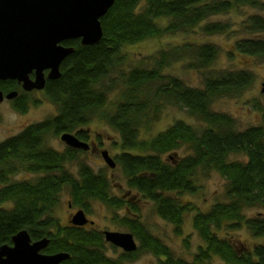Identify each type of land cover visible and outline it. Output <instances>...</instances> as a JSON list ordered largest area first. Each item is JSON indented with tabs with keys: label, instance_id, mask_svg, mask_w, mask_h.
Listing matches in <instances>:
<instances>
[{
	"label": "trees",
	"instance_id": "16d2710c",
	"mask_svg": "<svg viewBox=\"0 0 264 264\" xmlns=\"http://www.w3.org/2000/svg\"><path fill=\"white\" fill-rule=\"evenodd\" d=\"M244 6L264 11L263 0H114L101 19L103 37L99 43H63L73 47L74 53L62 62L61 77L45 85V95L57 106L58 114L0 143V206L12 204L10 209L0 207V247L11 245L12 238L26 230L34 241L49 238L46 254L68 253L70 259L62 264H125L143 253L156 257L159 264H207L213 257L227 264H264V245L245 247L241 252L229 236L247 229L253 237H264V219L245 214L249 209L264 210V109H258L261 123L244 130H239L229 115L212 109L219 99L240 97L253 85L254 75L245 70H221L205 75L200 87H191L165 72L179 62L187 70L201 74L207 71L219 54V49L208 43L161 49L149 58L147 67H123L126 46L197 28L208 36L225 34L228 24L207 21ZM244 26L248 33L261 36L237 42V51L264 60V17L250 16ZM116 90L119 100L109 110V95ZM15 104L17 110L27 111L25 100L18 99ZM166 108L185 109L200 126L177 120L164 131L143 139L142 130L158 122ZM95 118L119 135L121 153L114 160L128 188L136 191L142 201L152 202L157 215L170 223L177 235L182 233L185 214L195 210L173 194H194L198 182L212 172L226 181L225 200L192 217V227L205 244L192 262L176 257L150 234L133 202L111 195L104 173H95L83 163L77 176L65 170L64 165L75 161L83 151L68 147L65 154H58L42 148L44 135L49 132L54 136L75 133L84 140L86 134L80 130ZM184 146L190 154L176 157ZM233 154L245 155L247 161H231ZM20 170L42 172L43 177L36 183L7 185L8 177ZM64 189L70 204L85 213H89L93 201L117 210L127 204L124 215L116 218L134 236L137 251L123 253L114 260L104 253L101 232L75 226L60 228L52 213Z\"/></svg>",
	"mask_w": 264,
	"mask_h": 264
},
{
	"label": "rangeland",
	"instance_id": "374dc122",
	"mask_svg": "<svg viewBox=\"0 0 264 264\" xmlns=\"http://www.w3.org/2000/svg\"><path fill=\"white\" fill-rule=\"evenodd\" d=\"M254 15L264 17V11L244 6L236 11L211 18L207 21L208 23L220 22L222 24H228L229 30L225 34L208 36L203 34L200 28H197L195 31L189 33L167 35L142 41L136 45L126 46L123 52L126 54L127 60L124 61L125 64L123 67L127 70L133 66L147 67L150 64L149 58L161 49H169L178 45L191 43L213 44L219 49L218 57L214 64L207 71H203L202 74L198 70L185 69L184 63L182 62L173 64L165 72L179 77L191 87H200L204 76H208L211 72L221 70H245L251 72L255 79L253 85L248 90L240 97L232 99L223 98L215 101L212 109L216 113H224L233 118L239 130L257 126L261 123V114L258 112V109H264V93L261 92L262 85L264 84V60L242 55L236 49L237 42L245 39H257L261 36L259 33H248L244 26L247 18ZM119 95L118 90L109 95L107 109H113V106L119 100ZM25 103L27 104V111L24 113L17 110L15 108V102L11 100H4L0 104V143L19 135L29 126L42 123L58 114L57 106L43 93L29 94L26 97ZM161 116V119L153 124L149 130H142L143 139L151 138L157 133L164 131L177 120L184 121L196 127L200 126L199 122L191 117L185 109L166 108L163 110ZM80 131L86 134L85 141L90 142V144H98L101 150H107L113 159L121 153L118 133L104 121L95 118ZM61 135L54 136L52 132L46 133L41 143L42 148L58 154H65L68 146L61 141ZM189 154L190 152L185 146L175 153L176 157L181 158ZM168 157H171V155H168ZM230 160L246 162L247 157L242 154H233L230 156ZM82 163L88 165L95 173H104L110 183L111 195L121 197L125 201L133 202L139 210L138 218L144 227L151 235L166 245L176 257L192 262L198 250L205 246L203 240L192 227V217L196 212L207 211L217 201L221 202L225 200L226 181L218 173L212 172L209 177L200 180L198 182V190L194 194H173L181 203L192 204L195 210L185 214L182 233L181 235H177L173 226L157 215L155 205L152 202L142 201L140 196H137L136 191L128 188L119 166L115 169H110L104 163L99 153L89 151L78 153L76 160L72 163H66L64 167L70 174L77 176L78 167ZM42 177V172L32 173L26 170H20L8 177L7 185L23 181L36 183ZM1 187L2 185L0 184V189ZM69 204L70 196L68 191L64 189L61 193L60 203L52 213L55 222L61 225L59 227L69 225L68 217L78 209L74 206L70 207ZM0 207L10 209L12 208V204L8 203ZM126 207L127 204L121 210H117L109 208L101 202L93 201L90 205L89 213L86 214L95 223V227L92 228L94 231L127 233L129 231L125 227H121L116 218V216L119 218L124 215ZM245 214L248 218L257 217L264 219L263 209H249ZM50 232L54 233L55 229L50 230ZM225 235L224 233L222 234L224 238L227 237ZM229 236H231L236 246L241 248V252L245 247L251 249L257 245H264V237H253L247 229L231 233ZM103 250L108 258L114 260L118 259L124 253L122 249L105 242L103 243ZM125 264H159V261L156 257L143 253ZM207 264L227 263L218 257H213Z\"/></svg>",
	"mask_w": 264,
	"mask_h": 264
},
{
	"label": "water",
	"instance_id": "95a60500",
	"mask_svg": "<svg viewBox=\"0 0 264 264\" xmlns=\"http://www.w3.org/2000/svg\"><path fill=\"white\" fill-rule=\"evenodd\" d=\"M113 4L114 0H0V81H17L28 92L42 91L46 84L44 72L48 71L49 80L59 79L62 62L74 53L73 47L63 43L79 40L82 46H93L101 41V19ZM32 72L34 79L30 78ZM17 95L11 91L4 96L0 91V104ZM60 139L69 148L89 149L74 134L64 133ZM101 156L110 169L116 168L107 150ZM71 222L76 227L89 223L82 210L73 215ZM104 236L107 243L125 253L138 249L131 233L105 231ZM48 245L47 238L32 241L22 230L12 238L11 245L0 247V264H62L70 259L65 252L43 254Z\"/></svg>",
	"mask_w": 264,
	"mask_h": 264
},
{
	"label": "flooded vegetation",
	"instance_id": "af4514ba",
	"mask_svg": "<svg viewBox=\"0 0 264 264\" xmlns=\"http://www.w3.org/2000/svg\"><path fill=\"white\" fill-rule=\"evenodd\" d=\"M60 68H61V66H60ZM44 75H45V78H46V83H47V81H49V79L47 78V75H48V71H45L44 72ZM34 77H35V72H32L31 74H30V78L31 79H34ZM0 85H2L3 86V88L2 89H0V91H2L3 92V94H4V96L6 95V94H8L9 92H11V91H16L17 93H18V95H17V97L15 98V99H13V100H11L12 102H15L16 100H21V99H23V100H25L26 101V97L27 96H29V94H32V93H43V94H45V88L42 90V91H36V90H33V91H24L23 90V88H22V85L21 84H19L17 81H13V80H1L0 81ZM46 85V84H45ZM74 135H75V133H73ZM76 136V135H75ZM78 138V137H77ZM80 141H83L84 143H87L88 144V146H89V149L87 150V151H83V150H81V149H78V150H80V151H83V152H89V151H92V153H99L100 155H101V152H102V150H101V148H100V146L98 145V144H96V143H91L90 144V142H87V141H85V140H81L80 138H78ZM104 151V150H103ZM102 157V156H101ZM103 159V158H102ZM104 161V160H103ZM29 182V181H28ZM71 207H72V205H71ZM81 209H77L75 212H74V214H72L71 216H69L68 217V223H69V225H67V226H64V227H62V228H66V227H72L73 226V224H72V217H73V215H75L78 211H80ZM83 211V210H82ZM84 212V211H83ZM85 213V212H84ZM86 214V213H85ZM86 217H87V219H88V221H89V223L87 224V225H85V226H83V227H80V228H82L84 231H88V230H94V229H92V228H94L95 227V223L93 222V221H91L89 218H88V215L86 214ZM59 226H61V225H59ZM76 227V226H75ZM61 228V227H60ZM28 232V231H27ZM99 232H101V234L103 235V238H104V242L105 243H107L106 241H105V236H104V232L105 231H99ZM45 238H47V237H44V238H41V239H38V240H42V239H45ZM48 240H49V238H47ZM38 240H36V241H38ZM32 241H34V240H32ZM50 241V240H49ZM107 244H109V243H107ZM113 246V245H112ZM42 253L43 254H46L45 252H44V250L42 251ZM46 255H49V254H46Z\"/></svg>",
	"mask_w": 264,
	"mask_h": 264
}]
</instances>
